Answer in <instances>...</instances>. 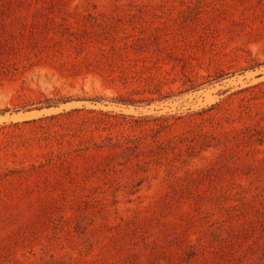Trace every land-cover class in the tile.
<instances>
[{"label": "rangeland", "instance_id": "1", "mask_svg": "<svg viewBox=\"0 0 264 264\" xmlns=\"http://www.w3.org/2000/svg\"><path fill=\"white\" fill-rule=\"evenodd\" d=\"M0 264H264V0H0Z\"/></svg>", "mask_w": 264, "mask_h": 264}, {"label": "trees", "instance_id": "2", "mask_svg": "<svg viewBox=\"0 0 264 264\" xmlns=\"http://www.w3.org/2000/svg\"><path fill=\"white\" fill-rule=\"evenodd\" d=\"M50 107H52V106H50V105L47 106V108H50Z\"/></svg>", "mask_w": 264, "mask_h": 264}]
</instances>
